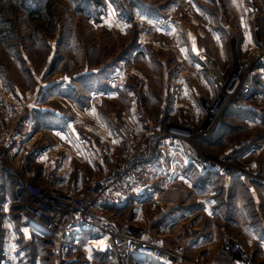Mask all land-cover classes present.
I'll use <instances>...</instances> for the list:
<instances>
[{"label":"rangeland","instance_id":"obj_1","mask_svg":"<svg viewBox=\"0 0 264 264\" xmlns=\"http://www.w3.org/2000/svg\"><path fill=\"white\" fill-rule=\"evenodd\" d=\"M141 45L146 52H135ZM205 59L224 80L234 74L250 80L255 70L259 99L251 101L255 111L229 119L231 130L215 149L184 143L195 155L228 166L235 175L214 178L199 195L192 193L193 184L184 187V182L167 189L160 198L163 208L190 202L188 208L196 212L182 216L187 224L179 233L174 221L160 232L169 234L167 248L189 243L182 264H240L231 252L233 242L253 254L251 264H264L260 246L236 233H243L244 226L264 232V0H0V138L9 128L25 131L17 152L7 157V170L30 175L28 185H38L64 156L70 181L84 182L123 162L127 137L135 149L146 145L152 150L163 119L196 128L203 120L177 107L171 85L178 70L189 73ZM192 82L198 102L210 106L208 86ZM4 105L23 107L22 117L9 120ZM97 120L110 129L118 126L115 149L106 141L109 137L86 129ZM85 140L92 148L89 156ZM254 145L256 152L235 157L236 146ZM16 176H0V264H35L37 257V264H54L50 242L31 235L20 216L30 197ZM133 206L116 211L117 218H136ZM160 208L144 205L143 212L151 220ZM208 209L216 210V216ZM229 209L234 221L225 217ZM209 230L219 245L192 250L194 237ZM67 258L68 264L103 263V243L83 240Z\"/></svg>","mask_w":264,"mask_h":264},{"label":"built area","instance_id":"obj_2","mask_svg":"<svg viewBox=\"0 0 264 264\" xmlns=\"http://www.w3.org/2000/svg\"><path fill=\"white\" fill-rule=\"evenodd\" d=\"M146 50V46L141 45L135 52ZM199 72L204 75V81ZM250 73V80L237 74L224 80L207 59L189 73L178 70L171 85L174 102L178 103L177 107L190 109L192 115L203 122L195 128L168 123L163 119L156 127L158 130L152 139V150H148L146 145L135 149L127 137V153L123 156V162L106 170L101 178L92 177L84 182L70 181L71 173L66 168V159L59 156L42 182L29 186L27 180L30 175L16 176L6 167L7 157L17 152L16 146L23 139L25 131L4 130L0 138V176L6 173L16 176L19 186L29 194L30 200L24 204L20 216L28 222L26 228L31 235L50 242L49 251L54 264H68V252L88 238L103 243L105 261L100 264L184 263L187 255L185 247L167 248L157 241L146 240L133 232L131 220L135 218L132 215L129 214L130 220L122 221L115 213L125 209L136 197L145 196L155 183L162 180L176 183L192 168L210 171L221 178L235 175L228 166L217 164L206 156L195 155L184 143L206 145L220 127L224 113L256 110L251 104L252 100L258 98L253 84L255 70ZM190 78L194 83L198 81V85L204 82L208 86L212 92L208 97L213 100L210 106L198 102ZM187 98L189 101L185 106ZM3 108L9 120L22 117L24 110L13 105H4ZM88 148L92 151L90 146ZM109 210L112 214L108 216ZM230 248L238 255V263L251 264L253 254L241 243L233 242Z\"/></svg>","mask_w":264,"mask_h":264},{"label":"crops","instance_id":"obj_3","mask_svg":"<svg viewBox=\"0 0 264 264\" xmlns=\"http://www.w3.org/2000/svg\"><path fill=\"white\" fill-rule=\"evenodd\" d=\"M250 113L252 112H229L227 113L225 115L227 118H224L225 120H223L222 122L223 126L221 128V132L218 133L217 136H215V140L210 139L206 143V146L208 147V149H215L216 147H218L220 143L217 140H221L220 138L222 134L226 132H230L231 130V124L229 123L230 118L235 117L237 115L238 116L242 115L243 117H245V115H249ZM97 115L98 114L96 113L95 114L96 119H98ZM96 123H97L96 126L87 124L86 129L89 131L90 130L94 132L96 131L97 135H99L100 137L102 136L109 137L110 140L107 138L106 141L108 143L110 142L111 150L115 149L116 144L118 143V139H116L115 137L116 135L115 131L119 132L118 126H115V127L112 126V128L110 129L98 120ZM85 142L87 144H85L86 149L84 151L89 156L90 154H89L87 147L89 146L91 147V145L89 141L85 140ZM234 151L235 152L239 151L238 152L239 154H235L236 155L235 157L238 156L241 158V157H244L245 155H248L249 153L256 152L257 148L255 145L251 146V148H244V149L241 146H236V148H234ZM67 162L69 163L71 161L69 160ZM195 170L196 171H194L195 173L194 176L189 172L187 175L185 174L181 178H179L178 182L176 183L174 181H170L169 183L167 181L165 182L164 180H162L161 182H159L161 183V185L158 184L156 187L154 186L151 190L148 191V193L145 196H138L135 198V200L132 203H130L134 205L133 206L134 211L138 213V216L135 218V220L140 223V224L133 223V232L135 234L141 236L144 239L145 237H148L149 240L157 241L165 246V238L169 237L168 236L169 234L165 233V235H163V233L160 232L161 230H166L167 227L170 225V223L174 221L177 224L175 226V229L177 231L176 233H179L181 226L187 224V222L184 221V219H182V216H187V215L192 214L193 212H196L195 209L191 210L188 208V206L191 205L190 202L183 204L181 208L179 206H176L175 203L163 208L164 202H162L160 198L164 197L167 194V189H169L170 187L172 188V186L177 183L184 182V184L186 185V186L184 185V187H191V185L193 184L192 186L194 187L193 188L194 192L192 193L199 195L201 193L200 188L210 186V184L214 182V178H216V176L210 171L199 170V169H195ZM144 205L146 206L150 205L151 209H155L156 207L160 206L161 207L160 209L162 210L163 208V211L155 215L153 219L148 220V218L146 217V214L143 212ZM208 211L211 213L212 217L216 216L215 215L216 210L211 211L208 209ZM108 213H109L108 216L112 214L110 210L108 211ZM232 215H233V212H231V209H229L225 217L227 220L234 221L235 219ZM244 227H245L244 229L245 231H243L244 234L241 233V231L236 232V233L240 235L242 234L243 236L248 237L250 241L253 240V242H256V244L260 246L262 251H264V232L259 233L260 230L258 232L253 226H250V227L244 226ZM192 231L196 232L199 230L198 228H192ZM232 234H234V232ZM217 241L218 240L215 237V232L213 230L210 232L209 230L207 233H201V236L199 237H194V239L190 242V245H192V250L196 247L215 249L216 245H219ZM188 244L189 243H183L180 246L188 247ZM38 258L40 259V257L35 258L34 260L35 264L39 262ZM148 264H154V263L149 262Z\"/></svg>","mask_w":264,"mask_h":264}]
</instances>
